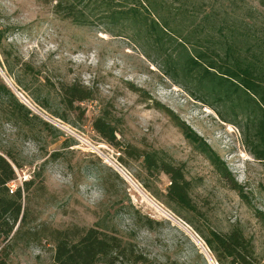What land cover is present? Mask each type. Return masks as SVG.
<instances>
[{"label":"rangeland","instance_id":"374dc122","mask_svg":"<svg viewBox=\"0 0 264 264\" xmlns=\"http://www.w3.org/2000/svg\"><path fill=\"white\" fill-rule=\"evenodd\" d=\"M59 1L72 3L85 22L57 12ZM125 1L0 0V87L13 95L0 92V155L22 189L31 232L29 238L9 241L16 224L2 244L10 245L6 263L52 264L51 229L95 226L132 244L153 264H218L193 227L224 233L237 226L264 259V225L257 216L264 213V159L250 151L242 120L223 121L217 104L198 96L195 81L165 74L163 54L146 33L147 21L107 17L134 2ZM184 1L203 11L219 6L218 0L167 2ZM242 1L238 5L264 12L258 0ZM161 14L166 17L164 10ZM47 82L56 88L79 82L94 91V98L66 110ZM152 100L165 108L156 109ZM105 106L120 119L119 141L183 165L199 214L166 204L165 174L147 180L152 190L146 189L139 180L145 178L141 164L93 130L92 121ZM173 115L220 156L246 198L185 138Z\"/></svg>","mask_w":264,"mask_h":264},{"label":"trees","instance_id":"16d2710c","mask_svg":"<svg viewBox=\"0 0 264 264\" xmlns=\"http://www.w3.org/2000/svg\"><path fill=\"white\" fill-rule=\"evenodd\" d=\"M132 1L128 9H116L107 17L147 21L146 33L156 51L163 54L160 60L165 74L173 78L184 75L187 82L195 81L198 96L210 97L212 100L208 102L217 104V114L223 121L234 123L242 120L240 128L244 134L247 133L250 151L255 158L264 159V12L238 5L242 0H218L219 6L209 11H203L197 5L189 7L188 1L177 6L171 5L168 0ZM258 1L264 8V0ZM57 8V12L64 17L85 22L78 17L72 3L64 5L59 1ZM163 10L167 18L162 16ZM23 64L26 66V63ZM47 87L54 90L66 110H77L81 102L94 98V91L79 82L61 84L57 88L50 83ZM0 92L11 94L4 85H1ZM145 98L151 99L148 95ZM152 102L156 109L165 108L159 101ZM221 108L223 111L219 110ZM11 110L19 118L24 117L18 110ZM173 117L185 138L194 144L232 189L246 198L220 156L187 124L175 115ZM119 122L120 119L105 106L91 126L106 143L141 164L145 178L139 180L146 189L152 190L147 180L165 174L168 177L163 193L166 204L174 210L179 208L199 214L190 196L191 181L185 177L183 165L157 151L123 144L116 136ZM40 124L53 128L43 120ZM114 174L121 179L119 174ZM15 179L11 164L0 155V264H7L10 245L2 244L16 224L9 241L16 240L18 236L29 238L31 235L27 227L30 216L28 207L23 208L22 205L21 187L18 185L12 193L9 192L8 184ZM29 183L24 182L26 186ZM257 216L264 225V213L257 211ZM193 229L218 264H264V259L255 253L251 240L237 226L224 233L209 228L204 231L199 227ZM49 235L55 243L52 264H153L132 244H123L121 239L96 226L51 229Z\"/></svg>","mask_w":264,"mask_h":264},{"label":"built area","instance_id":"2783aa9c","mask_svg":"<svg viewBox=\"0 0 264 264\" xmlns=\"http://www.w3.org/2000/svg\"><path fill=\"white\" fill-rule=\"evenodd\" d=\"M15 183H16V185H15ZM17 186L18 185H17V180L16 179L12 180L11 182H9V184H8L9 192L12 193L16 189Z\"/></svg>","mask_w":264,"mask_h":264},{"label":"water","instance_id":"95a60500","mask_svg":"<svg viewBox=\"0 0 264 264\" xmlns=\"http://www.w3.org/2000/svg\"><path fill=\"white\" fill-rule=\"evenodd\" d=\"M20 97L23 99V96L22 95H20ZM207 253H208V251H207ZM208 255L210 256V254L208 253ZM211 257V256H210ZM212 259V258H211Z\"/></svg>","mask_w":264,"mask_h":264},{"label":"clouds","instance_id":"9594fccd","mask_svg":"<svg viewBox=\"0 0 264 264\" xmlns=\"http://www.w3.org/2000/svg\"><path fill=\"white\" fill-rule=\"evenodd\" d=\"M91 179V178H90Z\"/></svg>","mask_w":264,"mask_h":264}]
</instances>
